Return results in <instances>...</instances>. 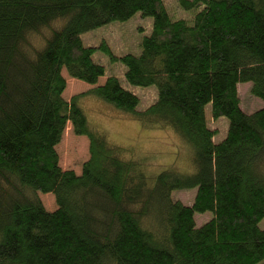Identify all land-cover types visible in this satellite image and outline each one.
Instances as JSON below:
<instances>
[{"label": "trees", "instance_id": "obj_1", "mask_svg": "<svg viewBox=\"0 0 264 264\" xmlns=\"http://www.w3.org/2000/svg\"><path fill=\"white\" fill-rule=\"evenodd\" d=\"M178 3L200 10L174 20L163 0H0V264H264V0ZM136 13L153 20L137 56L84 46L83 34ZM96 50L124 65L129 85L155 86V101L138 111L114 76L66 101L62 70L89 85L104 76ZM248 82L263 102L253 113L237 92ZM85 97L170 129L188 146L190 173H152L148 159L109 144L90 127ZM207 104L228 119L219 143ZM67 123L89 142L78 174L58 163ZM187 190L191 205L172 197Z\"/></svg>", "mask_w": 264, "mask_h": 264}, {"label": "rangeland", "instance_id": "obj_2", "mask_svg": "<svg viewBox=\"0 0 264 264\" xmlns=\"http://www.w3.org/2000/svg\"><path fill=\"white\" fill-rule=\"evenodd\" d=\"M164 6L172 19H191L200 8L184 9L179 6L178 0H163ZM152 18L142 17L136 13L131 19L124 22H112L81 36L86 47H98L102 42L106 43L115 57L126 54L138 55L140 42L144 36H148L152 30ZM92 61L104 67L105 74L99 78L96 85H89L72 78L62 70L66 87L62 97L69 101L73 96L84 94L87 91L103 85L109 76L117 78L120 85L135 94L139 98L138 111L145 110L157 97L155 86L135 87L125 80L124 65L113 60L111 55L101 50H96L92 55ZM251 83H240L237 92L240 98V108L245 113H253L263 106L262 100L252 96ZM81 106L86 114L87 121L94 130L103 133L109 144L126 148L137 157L148 159L149 163L158 167L152 173H159L170 165L182 173H190V165L186 154L187 145L176 136L170 129L158 130L142 127L141 123L114 110L106 103L92 97L81 100ZM204 114L210 129L216 133L212 139L214 143L221 142L228 130V119L219 117L214 119L211 115V105L204 107ZM89 142L84 136L74 134L70 123H67L62 139L56 148L58 163L62 169H72L76 174L80 173L81 166L89 158ZM143 160V159H142ZM145 162V161H144ZM186 162L188 166L186 165ZM41 203L48 209L55 207L54 198L51 194H40ZM195 190L175 191L172 197L182 201L185 205H191ZM212 218L210 212L195 215L197 227ZM264 229V217L258 224ZM264 263V260L262 261Z\"/></svg>", "mask_w": 264, "mask_h": 264}]
</instances>
